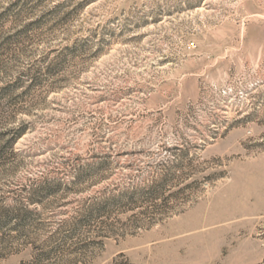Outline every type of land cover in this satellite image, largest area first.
Masks as SVG:
<instances>
[{
	"label": "rangeland",
	"instance_id": "374dc122",
	"mask_svg": "<svg viewBox=\"0 0 264 264\" xmlns=\"http://www.w3.org/2000/svg\"><path fill=\"white\" fill-rule=\"evenodd\" d=\"M12 83L0 264H264V0H0Z\"/></svg>",
	"mask_w": 264,
	"mask_h": 264
},
{
	"label": "trees",
	"instance_id": "16d2710c",
	"mask_svg": "<svg viewBox=\"0 0 264 264\" xmlns=\"http://www.w3.org/2000/svg\"><path fill=\"white\" fill-rule=\"evenodd\" d=\"M17 86V83H12V84H5L4 86H2V87H0V98L2 97V98H9V100L7 101L8 103V105H13L14 104V100H12L11 99V96L13 95V93H14V88ZM15 111V110H14ZM3 112H4V110H3V107L1 106V104H0V114H3ZM12 115V117H10V121H14L13 119H14V117L15 116H13V115H15V114H11ZM15 130H17L16 128L14 129V128H10L9 130L7 129L6 130V132H14V133H16V134H14V136H12V138L9 140V143H13V142H15L16 141V139L22 134V131H23V129H19L18 131H16L15 132ZM1 134H5L4 132H2V133H0V136H1Z\"/></svg>",
	"mask_w": 264,
	"mask_h": 264
}]
</instances>
